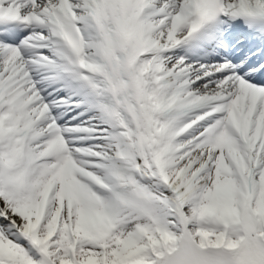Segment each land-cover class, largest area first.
<instances>
[{
  "label": "snow or ice",
  "instance_id": "6c2138e0",
  "mask_svg": "<svg viewBox=\"0 0 264 264\" xmlns=\"http://www.w3.org/2000/svg\"><path fill=\"white\" fill-rule=\"evenodd\" d=\"M0 264H264V0H0Z\"/></svg>",
  "mask_w": 264,
  "mask_h": 264
}]
</instances>
